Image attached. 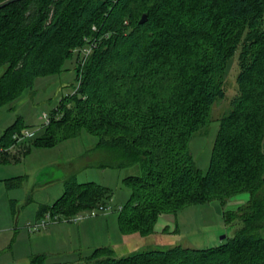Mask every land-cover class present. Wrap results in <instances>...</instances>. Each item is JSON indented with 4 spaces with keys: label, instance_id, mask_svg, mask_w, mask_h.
<instances>
[{
    "label": "trees",
    "instance_id": "1",
    "mask_svg": "<svg viewBox=\"0 0 264 264\" xmlns=\"http://www.w3.org/2000/svg\"><path fill=\"white\" fill-rule=\"evenodd\" d=\"M88 43L93 47L76 68L78 86L60 99L30 145L53 146L84 130L98 137L96 148L107 154L104 165L135 166L138 172L123 179L130 194L118 209L119 228L128 236L153 234L161 214L190 204L224 206L239 194L247 198L222 212L224 222L235 225L234 234L214 247L114 257L105 246L76 262L52 263L36 254L29 264H264V0L9 3L0 8V108L37 76L59 72ZM234 55L235 93L216 118L203 172L189 142L215 120L212 107L226 98V69ZM22 128L19 118L5 128L0 148L13 145ZM30 145L18 147L26 154ZM2 153L0 161L20 160ZM64 184L52 205H38L37 218L48 211L69 217L110 197L103 185L79 183L73 175Z\"/></svg>",
    "mask_w": 264,
    "mask_h": 264
},
{
    "label": "rangeland",
    "instance_id": "2",
    "mask_svg": "<svg viewBox=\"0 0 264 264\" xmlns=\"http://www.w3.org/2000/svg\"><path fill=\"white\" fill-rule=\"evenodd\" d=\"M90 45L93 44L88 43L73 51L72 56L64 60L59 72L34 78L30 87L2 106L0 135L19 118L24 128L32 131L33 136H39L43 130L42 114L49 115L57 108L60 99L73 93L78 86L76 68L78 63H82L84 48ZM3 69L0 68V74ZM236 73L234 55L226 69V98L212 107L211 114L215 120L211 121L207 133L196 135L189 142L195 164L203 172L208 168L218 129L216 118L227 109L235 93ZM97 142V136L82 130L78 136L60 140L53 146L30 145V139H24L20 145H30L26 154L16 151V148L20 149L18 146L1 150L4 152L1 155L20 156V160L6 158L0 161V264H29L31 256L41 250H50L53 243L48 241L53 237L42 238L41 245H38L41 239L38 237L54 225L71 227L58 231L57 237L65 236V241L60 239L57 243L56 249H53L57 253L51 250L55 253L48 254V261L54 263L76 262L90 255L95 248L105 246L113 249L114 257L174 246L208 248L226 242L234 234L235 225L224 222L222 216L223 211L234 208L228 203L222 206L218 202L190 204L179 209L171 214L168 223H163L165 229L162 232L160 230L142 238L123 234L118 224V207L125 204L130 194V188L123 179L136 174L138 169L135 166L116 168L104 165L107 154L103 149L96 148ZM72 175L79 183L93 181L106 187L110 192L106 204L111 210L86 216L79 221H68L62 216L37 231L30 230L28 227L39 221L38 205H52L64 192L65 180ZM242 198L246 199L247 194L236 197ZM259 235L264 237V227L259 230Z\"/></svg>",
    "mask_w": 264,
    "mask_h": 264
},
{
    "label": "built area",
    "instance_id": "3",
    "mask_svg": "<svg viewBox=\"0 0 264 264\" xmlns=\"http://www.w3.org/2000/svg\"><path fill=\"white\" fill-rule=\"evenodd\" d=\"M91 44H93V43H91ZM91 46H93V45H90L89 47L84 48L85 49V55L82 58V64L85 61L88 54L90 53ZM42 118L44 119V122L42 124V127L44 128L50 123L51 117H50V114L48 115L46 113H43ZM31 137H33V132L27 130L26 128H22L19 132H15L13 134V138L15 139V143L13 145H11L8 149H13L16 146H19L20 142L22 140L29 139ZM0 150H2V149L0 148ZM120 208L121 207L119 206L118 209H120ZM110 210H111V207L108 206L107 204H100V205H97V206L87 210V211H82V212H79V213L72 215V216H69V217H63V219L68 220V221H79L80 219H82L86 216H95L98 213H108ZM61 217L62 216H60V215H52L48 211V212L44 213V215L42 217L39 218V221H37L34 225H30L31 227L29 226L28 228L30 230H36L37 231L42 227H46L48 222L58 221L61 219Z\"/></svg>",
    "mask_w": 264,
    "mask_h": 264
},
{
    "label": "crops",
    "instance_id": "4",
    "mask_svg": "<svg viewBox=\"0 0 264 264\" xmlns=\"http://www.w3.org/2000/svg\"><path fill=\"white\" fill-rule=\"evenodd\" d=\"M263 146H264V142H263ZM16 151H19L20 153H21V151L20 150H18V149H16ZM61 196V195H60ZM245 200V198L243 199H236V197L235 198H233L231 201H229L228 202V205L229 206H232V208H236V207H238L243 201ZM171 216V214H161L160 216H159V218H158V221L155 223V226H154V230H155V232H159L160 230H161V232L163 231V229H165V224H163L164 222H167L168 223V221H169V219L171 218L170 217ZM162 218V219H161ZM160 220H162V223L160 222ZM166 220V221H165ZM160 222V223H159ZM167 226H169V225H167ZM71 227H68V226H65V225H54V227H52L51 229H48V230H46V231H44V233H42V235H40L38 238H41L40 239V243L38 244V245H41V243L43 242V239L42 238H46V237H50V236H52L53 238L51 239V240H49L48 242L49 243H53V246H51V248H50V250H41V251H43V252H41V251H39V252H37L38 254H46V255H48V254H53V253H55L56 251L55 250H53V249H56V247H57V243L60 241V239L62 240L63 239V242L65 241L64 240V237L65 236H62L61 235V237H57V234H58V231L60 230V229H67V230H69ZM29 231V230H28ZM30 232V231H29ZM60 233V232H59ZM126 236H128V235H126ZM51 250H53V251H55V252H51ZM73 250H76V249H73ZM57 253V252H56ZM59 262V261H58ZM52 263H54V262H52Z\"/></svg>",
    "mask_w": 264,
    "mask_h": 264
},
{
    "label": "water",
    "instance_id": "5",
    "mask_svg": "<svg viewBox=\"0 0 264 264\" xmlns=\"http://www.w3.org/2000/svg\"><path fill=\"white\" fill-rule=\"evenodd\" d=\"M14 1H18V0H5V1H3L2 3H0V8L6 6L7 4L12 3V2H14ZM145 18H146V15L143 14V15L141 16L139 22H143V21L145 20Z\"/></svg>",
    "mask_w": 264,
    "mask_h": 264
}]
</instances>
